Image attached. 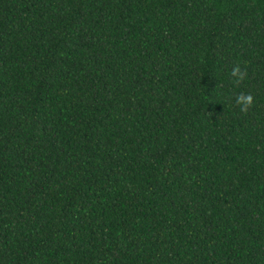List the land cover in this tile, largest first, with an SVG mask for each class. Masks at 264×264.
<instances>
[{
  "label": "trees",
  "instance_id": "trees-1",
  "mask_svg": "<svg viewBox=\"0 0 264 264\" xmlns=\"http://www.w3.org/2000/svg\"><path fill=\"white\" fill-rule=\"evenodd\" d=\"M0 264H264V0H0Z\"/></svg>",
  "mask_w": 264,
  "mask_h": 264
},
{
  "label": "clouds",
  "instance_id": "clouds-1",
  "mask_svg": "<svg viewBox=\"0 0 264 264\" xmlns=\"http://www.w3.org/2000/svg\"><path fill=\"white\" fill-rule=\"evenodd\" d=\"M230 76L233 78L234 83H239L243 79L244 73L241 71L239 65L232 68ZM252 97L248 94H242L237 96L236 103L240 106V110L244 111L250 106Z\"/></svg>",
  "mask_w": 264,
  "mask_h": 264
}]
</instances>
